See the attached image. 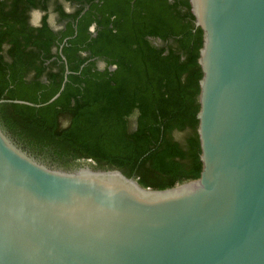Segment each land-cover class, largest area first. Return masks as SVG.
<instances>
[{"label":"water","instance_id":"water-1","mask_svg":"<svg viewBox=\"0 0 264 264\" xmlns=\"http://www.w3.org/2000/svg\"><path fill=\"white\" fill-rule=\"evenodd\" d=\"M189 3L200 176L153 188L47 164L0 124V264H264V0Z\"/></svg>","mask_w":264,"mask_h":264},{"label":"trees","instance_id":"trees-1","mask_svg":"<svg viewBox=\"0 0 264 264\" xmlns=\"http://www.w3.org/2000/svg\"><path fill=\"white\" fill-rule=\"evenodd\" d=\"M202 44L189 0H0V124L59 167L92 160L153 188L196 179Z\"/></svg>","mask_w":264,"mask_h":264},{"label":"rangeland","instance_id":"rangeland-1","mask_svg":"<svg viewBox=\"0 0 264 264\" xmlns=\"http://www.w3.org/2000/svg\"><path fill=\"white\" fill-rule=\"evenodd\" d=\"M40 18H41V13H40V12H37V11H36V12L33 13V15H32V21H33V23H36V24L39 23ZM50 20H51V24H52L53 26H56V27L59 26L60 23H58L57 20L54 19L52 16H51V19H50ZM154 42H155V44H157V45L162 44V42H161L160 40H154ZM104 65H105L104 61H99V62H98V66H99L100 68H103ZM39 159H40L41 161L47 163V164H51V163H49V162H46V161H45L44 159H42V158H39ZM84 165L96 166V163H95L94 161H92V160L79 161V162H77V163H74L70 168H77V167H79V166H84Z\"/></svg>","mask_w":264,"mask_h":264},{"label":"flooded vegetation","instance_id":"flooded-vegetation-1","mask_svg":"<svg viewBox=\"0 0 264 264\" xmlns=\"http://www.w3.org/2000/svg\"><path fill=\"white\" fill-rule=\"evenodd\" d=\"M64 3H65V7H66V10L67 11H73L75 8H77L79 5L78 4H76V3H71V2H69V1H64ZM40 12L41 13V16L44 14V12L43 11H40V10H33V12H32V15H33V13L34 12ZM51 16L54 18V19H56L57 20V22H58V19H59V16H58V13L57 12H55L54 10H53V8H50V10H49V22L51 23ZM40 21H41V18H40ZM40 21H39V23H33V21H32V18H31V22L34 24V25H39L40 24ZM58 23H60V22H58ZM52 25V24H51ZM64 25V23L63 22H61L60 24H59V26L58 27H56V26H53L54 27V29L55 30H59V29H61V27ZM95 29H96V25L95 24H93V25H91V27H90V31L93 33V35H95Z\"/></svg>","mask_w":264,"mask_h":264}]
</instances>
